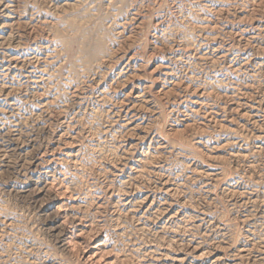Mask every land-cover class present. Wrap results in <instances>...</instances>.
Instances as JSON below:
<instances>
[{
	"label": "rangeland",
	"instance_id": "obj_1",
	"mask_svg": "<svg viewBox=\"0 0 264 264\" xmlns=\"http://www.w3.org/2000/svg\"><path fill=\"white\" fill-rule=\"evenodd\" d=\"M0 264H264V0H0Z\"/></svg>",
	"mask_w": 264,
	"mask_h": 264
},
{
	"label": "bare ground",
	"instance_id": "obj_2",
	"mask_svg": "<svg viewBox=\"0 0 264 264\" xmlns=\"http://www.w3.org/2000/svg\"><path fill=\"white\" fill-rule=\"evenodd\" d=\"M6 37V36H5ZM7 66V65H6ZM17 66V65H16ZM8 67V66H7ZM13 67V66H12ZM13 69V68H12ZM9 70V69H8ZM11 70V69H10ZM12 71V70H11ZM35 71V70H34ZM3 73V72H2ZM7 73H8V71H7ZM13 73V72H12ZM37 75V74H36ZM27 79V78H26ZM34 79V78H33ZM37 79H39V78H37ZM38 84V83H37ZM40 86V85H39ZM62 114V113H61ZM6 128V127H5ZM7 147V146H6ZM4 148V147H3ZM6 149V148H5ZM12 151V150H11Z\"/></svg>",
	"mask_w": 264,
	"mask_h": 264
}]
</instances>
